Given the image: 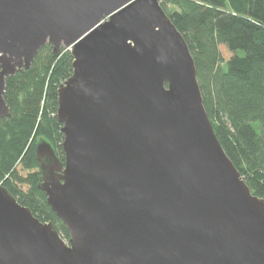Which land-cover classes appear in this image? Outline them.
I'll list each match as a JSON object with an SVG mask.
<instances>
[{
	"label": "water",
	"instance_id": "1",
	"mask_svg": "<svg viewBox=\"0 0 264 264\" xmlns=\"http://www.w3.org/2000/svg\"><path fill=\"white\" fill-rule=\"evenodd\" d=\"M45 45L73 57L63 160L44 140L35 151L68 238L0 184V264H264V199L219 144L159 0H0V120L5 78Z\"/></svg>",
	"mask_w": 264,
	"mask_h": 264
},
{
	"label": "trees",
	"instance_id": "2",
	"mask_svg": "<svg viewBox=\"0 0 264 264\" xmlns=\"http://www.w3.org/2000/svg\"><path fill=\"white\" fill-rule=\"evenodd\" d=\"M159 4L190 49L204 110L219 144L252 194L264 199V0ZM219 46L232 53L227 61ZM72 61L68 49L53 55L45 45L31 68L5 78L3 98L10 115L0 120V184L63 239L67 229L38 189L35 151L44 140L63 160L57 90L70 77Z\"/></svg>",
	"mask_w": 264,
	"mask_h": 264
},
{
	"label": "rangeland",
	"instance_id": "3",
	"mask_svg": "<svg viewBox=\"0 0 264 264\" xmlns=\"http://www.w3.org/2000/svg\"><path fill=\"white\" fill-rule=\"evenodd\" d=\"M219 48H220V52H221L222 59H224L225 61H227V59L232 55V53L229 52L227 50V48H224L223 46H219ZM24 189L26 190V187H24ZM64 240L67 241V239H64Z\"/></svg>",
	"mask_w": 264,
	"mask_h": 264
}]
</instances>
